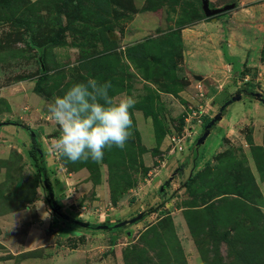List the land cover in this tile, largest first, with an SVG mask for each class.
<instances>
[{
	"label": "rangeland",
	"instance_id": "374dc122",
	"mask_svg": "<svg viewBox=\"0 0 264 264\" xmlns=\"http://www.w3.org/2000/svg\"><path fill=\"white\" fill-rule=\"evenodd\" d=\"M28 1L0 6V264H228L222 236L247 234L264 249V0H206L232 4L215 20L246 37L212 73H188L182 56L200 0ZM90 78L136 100L132 136L71 163L51 149L47 103ZM20 125L38 131L39 172Z\"/></svg>",
	"mask_w": 264,
	"mask_h": 264
},
{
	"label": "clouds",
	"instance_id": "9594fccd",
	"mask_svg": "<svg viewBox=\"0 0 264 264\" xmlns=\"http://www.w3.org/2000/svg\"><path fill=\"white\" fill-rule=\"evenodd\" d=\"M110 82L99 83L96 79L75 83L62 96L47 103L49 119L59 129V136L51 149L68 162H100L104 150L113 146L124 149L132 136V115L136 100L131 96L115 99L110 95ZM43 206L40 200L39 207ZM50 212L42 213V219Z\"/></svg>",
	"mask_w": 264,
	"mask_h": 264
},
{
	"label": "crops",
	"instance_id": "0c3cea01",
	"mask_svg": "<svg viewBox=\"0 0 264 264\" xmlns=\"http://www.w3.org/2000/svg\"><path fill=\"white\" fill-rule=\"evenodd\" d=\"M250 10H252L253 16L249 19L246 18L248 21L244 22H252L256 27L259 22L255 14L256 8L254 6L249 5L248 7H243L239 9V12H248ZM218 22L220 21L217 19L207 20L201 18L190 26L180 29L179 33L183 45L182 56L184 68L188 73H198L199 71H208V73H212L217 71L215 68L218 66L217 62L219 55L222 56L223 52L221 51L223 46L229 54L234 52V54L242 56L246 37L243 36L239 24L236 28L229 27L228 24L226 27L222 28L218 26ZM241 24H243V22H241L240 25ZM137 33L141 34L140 31H137ZM221 61L222 58L220 59V62ZM35 132L38 133V131ZM36 138H38V136H36Z\"/></svg>",
	"mask_w": 264,
	"mask_h": 264
},
{
	"label": "trees",
	"instance_id": "16d2710c",
	"mask_svg": "<svg viewBox=\"0 0 264 264\" xmlns=\"http://www.w3.org/2000/svg\"><path fill=\"white\" fill-rule=\"evenodd\" d=\"M22 3H29L28 0H24L22 1ZM11 0H0V6L3 7L4 5L10 6ZM207 20H210L209 17H203ZM0 20H2V18H0ZM17 20H14L13 23H15ZM51 41V40H50ZM36 42V41H34ZM31 43H33L31 41ZM41 44H39L40 46ZM262 102V100H260ZM19 125L18 123H14ZM22 128H25L26 130H28L29 133V140H30V145H31V153L30 156L33 160V165L36 168V171L39 172L42 164L41 163H37L40 159H41V154H40V150H39V143L36 140V137L34 135V132L30 129H28V127L24 126V125H20ZM149 211H153V208L149 209ZM213 215V211L209 213V216ZM141 214H139L137 217L134 218V220H139L140 219ZM85 226L87 227H91V226H95L93 224L90 223H83ZM97 226V225H96ZM113 226H109L106 229H112ZM210 230L211 227H207ZM153 233L155 236L160 237L161 234H158L155 232V230H150V228H146L145 232H143V236L146 237V235L148 233ZM173 239V238H172ZM223 241L226 244V252L227 255L225 257H228L227 259V263H231V264H264V249L263 244H257L256 241L254 240V238L250 237V235L247 234L246 236V243L243 244H236L233 245L232 241L228 240L227 237L222 236ZM259 249H263V250H259ZM141 253V252H140ZM159 254V253H157ZM217 256V254H216ZM203 260H206L204 255H203ZM215 260L217 262H219L221 260V258L219 256H217L215 258Z\"/></svg>",
	"mask_w": 264,
	"mask_h": 264
},
{
	"label": "water",
	"instance_id": "95a60500",
	"mask_svg": "<svg viewBox=\"0 0 264 264\" xmlns=\"http://www.w3.org/2000/svg\"><path fill=\"white\" fill-rule=\"evenodd\" d=\"M200 3H201L200 4V8H201V11H202L203 15L205 17H209L211 20H214L216 15H218V14L224 12V11L230 10L233 7L232 4H227V5H224V6L220 7V8H209L206 0H200ZM255 95L257 96V94H255ZM238 99H240V95L237 93V94L231 96L230 99H227L226 101H224L222 103L220 109L225 108L230 102L235 101V100H238ZM262 102L264 103V100ZM220 116H221L220 113H218L217 115H215L209 121V123L207 124V128L210 127L214 123L215 120L220 119ZM206 135H207V130L205 132H203L197 138V143H201L205 139ZM43 186L47 190L48 197L51 198L52 197V193H51V190L49 189V186H48V184H47L46 181L43 182ZM133 219H130L129 221H132ZM126 222H128V221L122 220V221H119L118 223L114 224V226H122ZM101 227L102 228H107L108 225H102Z\"/></svg>",
	"mask_w": 264,
	"mask_h": 264
},
{
	"label": "built area",
	"instance_id": "2783aa9c",
	"mask_svg": "<svg viewBox=\"0 0 264 264\" xmlns=\"http://www.w3.org/2000/svg\"><path fill=\"white\" fill-rule=\"evenodd\" d=\"M178 148H180V146H177Z\"/></svg>",
	"mask_w": 264,
	"mask_h": 264
}]
</instances>
